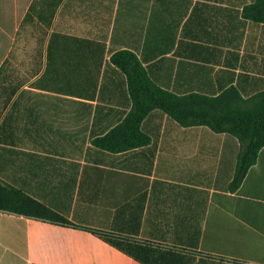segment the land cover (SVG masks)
Listing matches in <instances>:
<instances>
[{"label": "crops", "instance_id": "0c3cea01", "mask_svg": "<svg viewBox=\"0 0 264 264\" xmlns=\"http://www.w3.org/2000/svg\"><path fill=\"white\" fill-rule=\"evenodd\" d=\"M33 1L0 0V67ZM253 1L62 0L23 84L0 98V179L78 225L181 249L190 264H264V147L233 192L238 139L159 108L142 123L148 144L113 153L91 143L132 106L127 77L110 62L118 49L179 96L264 90V22L244 14ZM55 24L97 40L104 27L100 68L75 39H51ZM0 264L143 263L91 230L0 209Z\"/></svg>", "mask_w": 264, "mask_h": 264}, {"label": "trees", "instance_id": "16d2710c", "mask_svg": "<svg viewBox=\"0 0 264 264\" xmlns=\"http://www.w3.org/2000/svg\"><path fill=\"white\" fill-rule=\"evenodd\" d=\"M62 0H34L22 26L27 21L42 27L44 34L49 31ZM244 14L256 22H264V0H254L244 8ZM99 39L68 35L62 27L54 25L52 38L62 36L75 39L82 50L92 53L99 67L108 53L107 34L104 27H97ZM102 34H100V32ZM69 45L73 41L64 40ZM71 49L72 47L69 46ZM6 62V61H5ZM5 62L0 67V96L8 99L15 95L23 84L14 85L11 90L6 85ZM110 62L127 77L132 100L131 109L121 121L106 132L91 139V143L105 151L121 152L146 145L151 137L145 133L142 123L155 108H159L174 118L182 126L205 125L215 132L227 133L238 139L240 150L237 155L235 172L229 183L230 191H237L242 185L249 168L256 162L264 147V90L244 97L235 86H230L217 96L190 93L179 96L154 83L136 53L128 48L115 50ZM3 129V128H2ZM0 139L8 142L7 138ZM0 209L68 226H80L132 256L143 264H190L191 258L181 249L143 241L137 237L113 232L109 229L78 225L55 208L42 202L23 186L13 185L0 179Z\"/></svg>", "mask_w": 264, "mask_h": 264}, {"label": "rangeland", "instance_id": "374dc122", "mask_svg": "<svg viewBox=\"0 0 264 264\" xmlns=\"http://www.w3.org/2000/svg\"><path fill=\"white\" fill-rule=\"evenodd\" d=\"M43 35L42 27L35 22L27 21L24 24L5 65L6 81L1 85H17L24 81L26 71H28L27 66L31 65V53L39 48ZM0 98L2 101L3 97L0 96ZM1 101L0 107L2 106Z\"/></svg>", "mask_w": 264, "mask_h": 264}]
</instances>
